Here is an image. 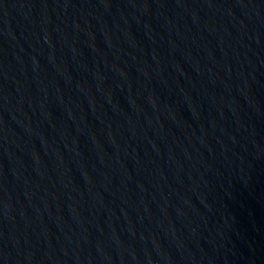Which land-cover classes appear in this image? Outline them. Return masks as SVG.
<instances>
[{
	"label": "water",
	"instance_id": "1",
	"mask_svg": "<svg viewBox=\"0 0 264 264\" xmlns=\"http://www.w3.org/2000/svg\"><path fill=\"white\" fill-rule=\"evenodd\" d=\"M0 264H264V0H0Z\"/></svg>",
	"mask_w": 264,
	"mask_h": 264
}]
</instances>
